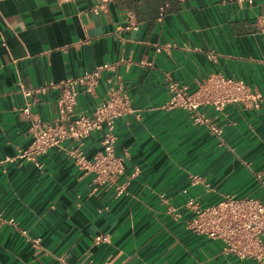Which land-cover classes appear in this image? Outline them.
<instances>
[{"label":"crops","instance_id":"obj_1","mask_svg":"<svg viewBox=\"0 0 264 264\" xmlns=\"http://www.w3.org/2000/svg\"><path fill=\"white\" fill-rule=\"evenodd\" d=\"M103 64L112 68L94 94L80 89L74 114L91 115L114 90L128 99L131 112L114 129L118 182L128 181L121 196L93 188L66 153L71 141L38 166L17 158L31 141L22 89ZM213 74L262 96L253 108L201 107L220 137L189 111L164 108L171 82L194 92ZM59 93L30 99L42 122L58 116ZM100 142L99 132L84 140L87 159ZM226 195L264 203V0H0V264H261L188 227L189 198L207 206Z\"/></svg>","mask_w":264,"mask_h":264},{"label":"built area","instance_id":"obj_2","mask_svg":"<svg viewBox=\"0 0 264 264\" xmlns=\"http://www.w3.org/2000/svg\"><path fill=\"white\" fill-rule=\"evenodd\" d=\"M55 1L65 4L73 0ZM238 2L252 4L253 0ZM111 68L112 65L103 64L74 78L49 82L33 89H22L24 104L21 111L29 123L31 141L26 148L18 149L17 158L38 166L40 156L54 148L62 149L65 141H71L73 147L66 153L79 170L92 175L91 182L95 190L113 188L116 196L126 194L128 181L118 182L124 175V158L115 153L117 135L114 129L116 120L131 112L128 99L118 90H114L104 102L95 106L91 115L74 114L80 89L94 94L100 73ZM48 89H57L60 93L56 101L58 116L46 124L32 113L30 99L34 94H45ZM168 90L170 98L164 106L165 109L181 108L189 111L193 123L208 126L217 137H220L221 130L200 112L201 107H211L215 112H221L228 104L253 108L262 100V96L253 92L243 81L219 74L198 81L194 92H189L186 86L175 82L169 84ZM93 132L100 133L101 150L92 159H87L81 147ZM198 181L197 176L192 177L191 185H196ZM186 206L193 210V217L188 224L191 230L220 242L222 251L226 254L264 264V203L254 198L226 195L207 206L189 198ZM6 223L18 229L19 234L26 240L36 245L39 243L38 239L30 238L26 230L18 228L13 219ZM95 241L106 243L108 238L98 235Z\"/></svg>","mask_w":264,"mask_h":264}]
</instances>
